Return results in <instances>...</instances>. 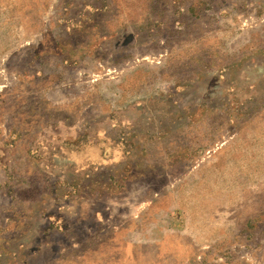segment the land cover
Returning <instances> with one entry per match:
<instances>
[{"label":"rangeland","instance_id":"374dc122","mask_svg":"<svg viewBox=\"0 0 264 264\" xmlns=\"http://www.w3.org/2000/svg\"><path fill=\"white\" fill-rule=\"evenodd\" d=\"M0 264H264V0H0Z\"/></svg>","mask_w":264,"mask_h":264}]
</instances>
